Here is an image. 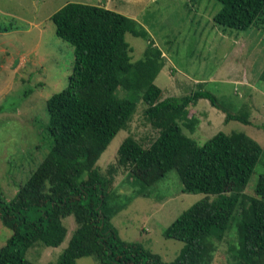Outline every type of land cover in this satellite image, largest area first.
<instances>
[{"label":"trees","instance_id":"trees-1","mask_svg":"<svg viewBox=\"0 0 264 264\" xmlns=\"http://www.w3.org/2000/svg\"><path fill=\"white\" fill-rule=\"evenodd\" d=\"M213 21L223 28L264 30V0H217ZM55 33L73 47L72 71L64 88L46 100L50 147L43 159L7 198L0 191V219L12 230L0 247V264H37L23 252L36 241L59 245L67 232L63 218L77 227L58 264H77L94 256L100 264H211L220 240L237 217L236 264H264V173L255 195L244 187L263 153L262 145L243 131H218L202 144L187 135L198 118L188 106L199 98L225 113V121L249 123L201 87L182 96L163 97L154 78L163 66L159 48L148 40L143 57L132 61L125 33L146 36L137 21L99 4L68 1L50 15ZM0 25V31L7 30ZM122 89L126 95L120 96ZM133 94L141 95L145 119L158 134L147 146L129 135L105 172L96 165L113 136L135 112ZM126 168L145 185L175 169L184 191L206 195L182 211L164 236L184 242L170 262L140 241L121 238L107 210L108 190L117 168ZM212 197H210V195Z\"/></svg>","mask_w":264,"mask_h":264},{"label":"rangeland","instance_id":"rangeland-1","mask_svg":"<svg viewBox=\"0 0 264 264\" xmlns=\"http://www.w3.org/2000/svg\"><path fill=\"white\" fill-rule=\"evenodd\" d=\"M68 1L99 4L98 0H0V25L8 27L0 31V191L7 198L14 196L50 147L46 100L65 87L74 58L73 47L56 35L50 15ZM138 7L135 20L146 36L125 33L131 60L143 57L148 40L164 53L163 66L154 78L163 97L182 96L201 87L235 113L248 115L253 105L264 108L263 29L251 26L236 30L216 24L213 15L222 7L217 0H149L143 8ZM118 94L124 96L126 92L119 89ZM133 98L136 108L132 119L113 136L96 161L102 172L115 163L125 137L131 135L147 146L158 134L144 117L146 104L141 95L133 94ZM194 107L203 115L196 111L194 116L210 118L208 124L198 122L193 131L182 126L197 143L218 131H243L262 145L263 153L243 190L247 196L255 195L258 177L264 173V125L258 128L237 119L223 122L214 114V110L221 111L213 109L206 98L199 99ZM205 195L184 191L175 169L156 183L145 185L119 167L108 190L106 209L116 211L111 221L121 238L140 241L170 262L184 242L165 237V228ZM62 220L67 232L59 245L36 241L24 250V257L37 264H58L77 227L72 215ZM237 220L232 217L223 237L215 239L211 264H236ZM11 234L0 219V247ZM76 263L100 264L92 255L81 256Z\"/></svg>","mask_w":264,"mask_h":264},{"label":"crops","instance_id":"crops-1","mask_svg":"<svg viewBox=\"0 0 264 264\" xmlns=\"http://www.w3.org/2000/svg\"><path fill=\"white\" fill-rule=\"evenodd\" d=\"M148 1L149 0H117V3L113 4V2H115V0H98L99 5H103V6L107 7V8H110V9L116 10V11H118L120 13H123V14L133 18L134 20H135V17H136V10L135 9L137 8V5H139L140 8H143L148 3ZM134 6H135V8H134ZM163 54L164 53L162 52V55ZM195 80L198 81V83L201 81L200 79H195ZM255 89H257V88L255 87ZM259 91H261V90L259 89ZM199 99H202V98H199ZM196 102L193 103V104H190L188 106L189 116L194 115L196 111L199 112L194 107ZM211 107L213 109H218V111H221V112H216L217 110L216 111L214 110V114H216V116L221 121L225 122V113L221 109L213 106L212 104H211ZM262 107H264V104L262 105ZM231 112H233V111H231ZM249 113H250V115H249ZM249 113H248V119L250 120L249 121L250 123H252L253 125H256V126L257 125L258 126L264 125V108H261L259 106L253 105L251 107V110L249 111ZM200 114L202 115V113H200ZM201 115L197 116L198 122H201V124H204V123L208 124L209 123L208 121H210V118L208 116L202 117L203 115L202 116ZM226 121H228V120H226ZM258 128H260V127H258Z\"/></svg>","mask_w":264,"mask_h":264}]
</instances>
